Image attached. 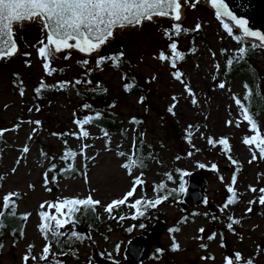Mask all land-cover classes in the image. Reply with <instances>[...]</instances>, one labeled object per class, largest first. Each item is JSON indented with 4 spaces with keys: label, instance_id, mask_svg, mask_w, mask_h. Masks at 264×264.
<instances>
[{
    "label": "rangeland",
    "instance_id": "1",
    "mask_svg": "<svg viewBox=\"0 0 264 264\" xmlns=\"http://www.w3.org/2000/svg\"><path fill=\"white\" fill-rule=\"evenodd\" d=\"M214 11L207 1L197 5L195 9L182 3V19L179 23L182 29L188 31L174 37L179 51L185 52L189 47L195 49L188 54L187 59L177 65L184 73L182 79L195 93V105L191 103L192 97L184 92L183 85L171 77L172 69L169 64L154 59L160 51L170 55V41L165 35V29L171 30L175 21L168 17H154V22H145L142 29L130 27L123 31L117 30L114 33L115 39L104 45L99 52V55H107L111 50L123 51L126 63L127 60L133 63L139 81L146 80L147 97L125 90L123 84L127 79L122 77H125L123 72L127 69L120 70L112 63L97 68L96 54L86 56L75 49L59 53L52 64L58 71L52 76H46L42 61L33 47L41 38L40 29L34 24L14 29L19 51L14 57L0 61V129H13L17 123L20 128L8 131L0 137V177H3L0 180V208L6 194L20 191L23 194L17 200V207L31 215L22 238L14 240L6 233L4 248L0 251V264H24L23 257L30 244L34 246L31 255L37 259H29L28 264H51L39 259V253L46 244L38 229L41 223L38 215L40 204L45 201L52 203L56 198L59 200L68 196L89 194L101 202L99 217L103 224L100 229L86 227L85 230H78V233L90 238L77 242L74 255H69L70 264H225V257L234 258L236 252H240L245 260L252 258L253 264H264V206L258 203V190L264 187V159L260 158L256 150L257 159L252 163L248 162L252 153L249 146L242 141L245 136L255 133L250 131L247 121H242L240 110L233 99L234 96L241 98L242 83L239 78L227 76L222 70L221 48L234 46L235 41L224 31L215 18ZM196 23L202 25L199 32L191 31ZM25 52H30L31 56L25 57ZM69 53L70 59L65 60L64 56ZM84 56L90 61L87 68L78 64V61L84 60ZM26 59L30 60V67L25 66ZM217 64L219 69L216 68ZM257 64L264 72V48L263 56L257 59ZM88 68L92 71L85 75ZM14 73H19V76H14ZM96 73L100 75L99 78L93 77ZM152 75L157 79L149 83ZM62 78L92 81L91 84L81 83L78 85L80 87L105 84L109 90L105 97L110 98L107 108L116 113L118 125L124 127L122 131L117 130L110 135L111 143L106 150L99 128L86 126L90 138L83 143L90 147L85 156H76L80 172L53 181L48 164L59 159L64 147L70 146L72 150L79 152L82 142L71 135L53 136L52 133L67 134L78 131L73 120L79 118L77 104L82 98L76 93L75 86H71L68 92L59 90L49 98L40 99L35 95L34 83L41 80L53 83ZM219 82L225 83V89L218 88ZM21 86L24 88L22 97L19 95ZM174 95L179 99L175 117L167 112ZM140 97H144L143 103H138ZM111 99H114L113 102ZM37 106L40 108L39 112L34 110ZM29 108H33V111L30 112ZM134 115L140 117L144 123L143 139L148 144L146 149L150 152L151 159L142 176L144 184L137 187L134 197L129 199V204L143 197L154 199L157 191H152V183L160 181L173 165L183 168L184 173H187L184 175L186 178L192 169L203 172L207 178V197L203 202L181 203L183 191L181 197L176 199L170 195L156 209H148L146 217L143 218L132 219L135 210L127 206H123V211L116 210L113 213L116 217L126 216L123 221L110 219L103 211V206L113 199L121 198L130 190L133 179L141 175L137 169L130 175L121 167L125 158L118 155L119 152L131 153L134 138L138 143L139 127L128 122ZM259 119V130L264 136V116ZM30 120L42 122L35 134H32V129L37 126L27 123ZM228 120L233 121L231 126L226 125ZM237 121H241L239 127L235 126ZM189 125L193 126L192 143L186 141L182 144L179 138L186 133ZM30 134L33 135L31 140L28 139ZM64 137L68 141L66 146L63 145ZM222 137L229 139V154L238 161V165L231 164L227 159L228 154L222 151V146L207 143L208 138L218 141ZM25 145L29 147V152L22 154L21 149ZM42 152L48 154L47 159L41 155ZM188 152L193 155L188 156ZM177 156L181 158L176 159ZM17 159H20L19 164L16 163ZM201 163L206 167L200 168L198 165ZM212 164L217 165V170L211 169ZM13 167L16 168L15 173L12 172ZM45 172H48L47 185ZM233 175H236L237 180L234 187L239 195L238 203L230 205L221 213L220 208L225 203L227 186L231 184ZM174 177L182 181L179 173H175ZM29 185L34 187L30 188ZM249 186L256 187L257 192L249 191ZM144 187L146 192H143ZM47 188L52 190L48 191ZM250 200H257V203L251 205L253 211L247 213ZM44 210L48 211L47 205ZM212 216L219 219L213 220ZM228 216L241 220L239 225H234L235 232L226 227L229 223ZM157 219L166 222V227L160 231L158 238L151 229ZM139 223L145 224V227L140 228ZM201 227L205 229L203 234L198 231ZM129 228L132 231H128ZM173 228L178 231L170 232ZM142 229L148 230L146 235L152 240L150 255L136 263L128 262L123 256L127 239L140 233ZM61 230H73V225L69 224L66 229ZM212 233L217 234L216 238L208 240L207 237ZM201 235L204 237L202 240L196 239ZM173 237L180 244L178 251L171 250ZM225 237L228 238L229 246L224 243ZM202 243L207 244V248H201ZM157 249H162L163 252L157 253ZM54 250L52 245V252ZM203 256H214L215 259L205 261L201 259Z\"/></svg>",
    "mask_w": 264,
    "mask_h": 264
},
{
    "label": "snow or ice",
    "instance_id": "2",
    "mask_svg": "<svg viewBox=\"0 0 264 264\" xmlns=\"http://www.w3.org/2000/svg\"><path fill=\"white\" fill-rule=\"evenodd\" d=\"M182 3L186 6H190L192 9H195L197 5L203 3V0H0V61L6 60L8 58L14 57L18 51L19 46L15 40L14 29L17 27H23L24 25L34 24L36 25L42 35L41 38L37 41V44L33 47L36 48L37 56L42 61V68L46 76H52L58 71L57 68L53 67V61L58 58V54L65 52L66 50L75 49L78 52L86 55L95 56V65L97 68H101L102 65H105L108 62H111L114 67H119L123 62L125 56L124 52L121 51L118 54H111L108 56H101L99 52L101 48L108 44L111 40L115 39L114 33L117 30L123 31L128 28H141L145 22L152 23L154 22V17H168L175 21L172 25V29H165V35L167 36L170 43L168 44V49L170 52L166 54L164 51H160L154 59L160 61L161 63L167 62L170 66V75L176 81H179L183 87L184 92L192 97L191 103L193 105L197 104L195 99V93L192 88L186 83L182 77L184 75L178 68V62L185 59V54L178 50V43L174 39L176 36H180L183 32L188 30L182 29V25L179 23L182 19L181 6ZM208 3L211 4V7L215 10V18L220 22L222 28L227 33L229 37H232L235 41L242 44L243 46L239 47L236 55L227 61L228 65H233L234 62L245 59L246 55L252 49L264 48V32L252 30L249 27V21L246 18L238 17L234 11L230 10L229 5L225 0H208ZM202 25L196 23L194 29L191 31L199 32ZM234 29L239 30V34L234 35ZM251 38V42H249ZM191 51H195L192 49ZM226 51V50H224ZM25 57H30V52H25L23 54ZM215 56V53L212 54ZM64 59H70V53L64 56ZM25 66L30 67V60L24 61ZM90 61L84 59L78 61V64L87 68ZM216 68L219 69V64L216 65ZM92 69L88 68L85 72V75L90 73ZM14 76H19L18 73H14ZM125 78L126 77H122ZM157 77L155 75L151 76V79L148 81L151 83L155 81ZM81 83L91 84L90 80H76L75 85ZM23 84V81H20V85ZM73 84L70 81H60L55 85H48L43 80H41L38 87L35 88V93L39 94L46 89L55 87L59 89H66ZM125 90L131 91L133 84H125ZM246 90V96L244 100L239 97H233L236 106L240 110V116L242 121H247L250 125V131L255 133L254 135L245 136L243 138V144L249 146L251 150V159L248 161L252 163L257 159L256 150L259 152L261 159H264V136L261 135L258 123L254 119V113L251 112L250 107L248 106V100L252 99L256 93L253 88H250L248 84L244 85ZM218 88L225 89V83L219 82ZM19 95L22 97L24 95V88L21 86L19 88ZM172 103L168 106L167 112L175 117V109L179 103V99L174 95L172 96ZM261 100H264V97H261ZM144 97H140L138 103H143ZM84 109H90L91 105L84 104L82 106ZM7 108V105H5ZM30 112L33 111V108L28 109ZM39 112L40 108L37 106L34 109ZM100 113L96 112L94 115H85L83 118H76L73 120L74 125L77 127L78 131L70 132L67 134L64 133H52L53 136H63L71 135L74 136L77 140L81 141V146L79 152L72 150L70 147H65L63 154L60 156L62 161L68 162L75 159L76 156H85L86 150L90 147L89 144L83 143L90 138V132L86 126L92 125L96 120L100 118ZM241 121L236 122V127L240 126ZM29 124H33L37 127L32 129V134H35L38 131V127L42 124L40 120L27 121ZM131 123L133 125L142 124V121L133 117ZM233 124L232 120L226 121V125L231 126ZM20 124L17 123L14 125L13 129H0V137H3L4 134L11 130H18ZM102 136L105 140V149L109 148L111 143V137L107 130H101ZM135 131V128L133 129ZM30 134L28 139L31 140L33 135ZM193 126L189 125L186 129V139L189 144L192 143L193 136ZM203 136V133H201ZM143 137L144 133L140 132L138 139L140 144L136 143V138L133 140L132 151L130 154L125 152H119L118 155L125 158V162L121 164V167L126 169L131 175L134 168H144L146 164L142 158V146H143ZM207 143L215 146L219 144L222 146V151L227 155V159L233 165H238V161L233 159L229 154L231 152V146L229 139L227 137H222L218 141L208 138ZM68 144L67 140L63 141V145ZM254 146V148H253ZM195 147V145H193ZM22 154H27L29 152V147L25 145L21 149ZM42 156L45 159L48 158V154L42 152ZM151 155V154H149ZM188 156H192V152L187 153ZM181 157L177 156L176 159ZM88 159H95L94 157H88ZM17 164L20 163V159H17ZM200 168L206 167L205 164L201 163L198 165ZM212 170H217V165H211ZM239 170V169H237ZM16 168L13 167L12 172L15 173ZM50 171H56V164L51 165ZM61 172H73L75 168L71 163H68L67 167L60 169ZM187 175V173H182ZM143 173L141 172L140 176H137L132 181V186L130 190L126 191L121 198L113 199L106 206H103V211L108 214L110 219H118L119 221L125 220L127 217L120 215L116 217L113 215L114 211L119 210L121 206H127L131 209H134V214L132 219H138L140 217H145L148 209H156L164 201L168 200L169 195L177 191L176 189L171 190L168 194L160 195L159 192L165 189L166 185L161 183L155 186L157 195L154 199L140 198L135 199L134 202L129 204V199L134 197L137 187L144 184L142 179ZM45 184L49 182L48 172L44 173ZM86 177V174H85ZM55 177H53L54 179ZM168 180L172 179V175L167 174ZM223 180V177H220ZM0 180H3V177H0ZM87 182V179L85 180ZM237 183L236 175H233L231 184L227 186V191L230 193L226 202L220 208V212H225L230 205H235L238 203V193L235 189ZM30 188L34 187L29 185ZM48 191H51V188H47ZM180 192H183L184 185L181 183L179 189ZM249 191L256 193L257 188L249 186ZM259 197L258 203L261 206H264V187L259 188ZM19 193L10 192L3 197V206L0 208V234H2L4 228L6 227L5 221L9 217H15L17 213L15 208L17 207L14 197L18 198ZM207 203V201H205ZM257 200L248 201L249 207L247 208V213H251L253 208L251 205L256 204ZM47 205L48 211H45V206ZM101 205L99 200L93 199L92 195L89 194L85 198L80 197H66L59 199L54 203H49L45 201L40 204V211L38 215L40 217L41 223L38 225L39 231L42 233L46 244L43 247L42 253L40 254L39 259L41 261H48L49 257H52L51 264H62V261L58 259L59 256H66L69 252L60 251L52 252V245L55 242L56 244H61L64 239H71L75 241H83L87 238L85 234L78 233L75 230V225L78 222L79 215L85 212L95 213L96 207ZM55 209V214H52L51 210ZM31 213H25L20 215L22 221H26ZM207 215V213H205ZM213 220L219 219L217 216H212ZM187 218H185V221ZM229 223L226 227L235 232L234 225H239L241 220L239 218H234L228 216ZM73 225V230L71 231H61V229H66L67 225ZM140 228H144L145 224L141 223ZM128 231H132V228H129ZM178 229H170V232H176ZM199 233H205L203 227L198 229ZM216 233H212L207 237L208 240H214L216 238ZM204 237L198 236L196 239L202 240ZM243 239V237H241ZM221 246L223 247V237L221 236ZM33 245L28 246V252L23 257L24 264H28L29 259L36 261L37 257L31 255ZM201 248H207V244H201ZM4 248V244L0 243V250ZM180 249V244L175 241L173 237V243L171 246L172 251H178ZM259 246L257 252H259ZM162 249H157V253H162ZM202 260H214V256H203ZM225 264H253V259L249 258L245 260L243 255L240 252L234 253V258L232 256L225 257Z\"/></svg>",
    "mask_w": 264,
    "mask_h": 264
},
{
    "label": "trees",
    "instance_id": "3",
    "mask_svg": "<svg viewBox=\"0 0 264 264\" xmlns=\"http://www.w3.org/2000/svg\"><path fill=\"white\" fill-rule=\"evenodd\" d=\"M235 34H239V30L238 29H234V35ZM249 42H251V38H249ZM241 46H243V45L238 43L237 41H235V45L234 46L230 45V46H228V48H226V47H222L221 48V50H222V70H223L225 75L237 77V78H239L241 80L242 87H243V91H242V94H241V99L242 100H244V98L246 96V90H245V87H244L245 84H248L250 88H253L255 90L256 95L252 99H249L247 103H248V106L251 109V112L254 113V119L257 121L258 127H259V125H260L259 124L260 123V119L259 118H260V116H264V100H261V97H264V84H263L264 72L258 66L257 59H260L263 56V48L252 49L246 55L245 59L240 60L238 62H234L233 65H228L227 61L229 59H232L236 55L238 48L241 47ZM191 50H192L191 47L187 48L185 50V52L183 50H181V52H183L185 54V59H187V56L191 52ZM224 50H226V51H224ZM119 52L120 51L116 52V51L111 50V51L108 52L107 55L106 54H102L101 56H108V55H111V54H118ZM85 58H86V56H84V59ZM127 61L128 62L126 63V57H124L123 58V62L119 65V67H117L118 69L124 70V71H125V69H127L125 72H123V73H125L124 75H125V77L127 79L126 83H124L123 86H125V84H127V83H132L133 87H132L130 92H134V93H137V94H143L144 97L145 96L147 97L148 84H146V80L139 81L138 74L135 72V70L133 68V63H131L129 60H127ZM106 64H111V62H108ZM60 81H70V82H73V84H70V86L68 88H66V89H59V88L52 87V88L43 90L39 94V96L35 93L36 97L40 98V99L49 98L51 95H54L59 90H62L64 92H66V91L68 92L71 86H75L76 93L78 94V96L80 98H82V100L77 104L78 109H79V118H83L85 115H94L96 112H99L101 114L100 118L98 120H96L90 126H96L97 128H99L101 133H102V131H101L102 129L103 130H107L110 135L112 133H114L115 131H117V130L122 131V128L124 126L123 125H118L119 121H117V119L115 117L116 113H114L113 111L109 110L107 108V103H105V99H106L105 96H106V94L109 91L105 84L102 83V84H98V85L95 84L93 86H88V87H80V86L74 84L75 80H69V78H62L61 80H58L57 82H53V83H47V82H45V83L48 84V85H55V84H57ZM40 82H35L34 83V90H35L36 87L39 86ZM99 98H104V100H100ZM111 100L113 102L114 99H111ZM84 104L91 105V108L90 109H84L82 107ZM133 117H135L136 119L142 121L140 117L134 115V116H131L129 118L128 122H131ZM137 126L139 127V131L137 133V140H138L137 144L139 145L140 141L138 139V136H139L140 132L144 131V123L142 122V124H139ZM260 133L263 136V133L261 131H260ZM124 134H125V132H124ZM62 139L64 141V140H66V137H64ZM179 139H180L179 142H181L182 144H183V142L185 143L187 141L186 133H184L182 135V137H180ZM147 145L148 144H146L145 140L143 139V146H142L141 152H142V158L144 160V163L146 164V167H144V168H139V167L134 168V170L137 169L140 173L142 172L143 174L147 170L148 162L151 159V155H149L150 152H148L147 149H146ZM67 147H70V146H67ZM182 147H183V145H182ZM185 148H186V145H185ZM64 149H65V147L63 148V152H64ZM63 152L59 155V159L58 160L52 161V162H50L48 164V167H49L48 170H49V173H50V178L53 181H55L58 178H62L64 176H70V175H72L74 173L80 172L79 165H78L76 157H75V159L70 160L68 162L62 161L60 159V156L63 154ZM53 163L56 164V171L55 172L50 171L51 165ZM68 163H71L73 165V167L75 168V171H73V172H61L60 169L67 167ZM84 167L85 168L87 167V163L84 164ZM169 173L172 175V179L171 180H168V178H167V174H169ZM175 173H179L180 176H181V174L184 173V169L180 168L177 165H173L168 171H166L164 173L163 178L160 179V181H158V182L154 181L152 183V187H151L152 191L155 190V186L156 185H159V184L163 183V184L166 185V187H165V189H163V190H161L159 192L161 195L168 194L169 192H171V190L176 189L177 191L173 192L171 194V196L175 197L176 199L181 197V193L182 192H180L178 189H179L181 183H183V185L185 186L187 178L183 175L182 176V181L180 182V181H178L177 178L174 177ZM53 177H55V178L53 179ZM172 184H175V185H172ZM146 191H147V189L144 187L143 188V192H146ZM15 193H19L20 194L19 197L22 196V194H23L20 191H16ZM229 195H230V193H228L225 196L224 202H226V200H227ZM68 197L85 198L87 196H68ZM18 198L14 197L16 205H17ZM238 198H239V195H238ZM56 201H58L57 198L52 200V203H54ZM123 210H124V207L121 206V208L119 210H117V212H121ZM54 211H55V209L51 210L52 214H53ZM15 212L17 213V215L15 217H9L5 221L6 227L4 228L2 234H0V243L4 244V241H5V238H6V233L9 234L14 240H18V239L23 237L24 231H25L26 226L28 224L29 217H28V219L26 221H22L20 219V215L21 214H25V213H29V212L21 211V210L18 209V207L15 208ZM99 212H100V208H99V206H97L96 210H95V213L85 212L83 214H78L79 215V219H78V222L75 225V228H77V226L82 225V226L89 227V229H100L103 223H102V220L99 217V215H100ZM177 228H179V225H178ZM75 230L78 232V229H75ZM77 242L78 241L71 240V239H64L63 242L61 244H59V245L56 244L55 242L53 243L54 248H55L54 252H60V251L69 252V254L64 256V257H61V256L58 257V259L60 261H62V264H70L69 259L71 257H69V255L70 254L74 255V252L76 250ZM41 253H39V256H40ZM51 261H52V257L50 256L49 260L46 261V262H51Z\"/></svg>",
    "mask_w": 264,
    "mask_h": 264
},
{
    "label": "water",
    "instance_id": "4",
    "mask_svg": "<svg viewBox=\"0 0 264 264\" xmlns=\"http://www.w3.org/2000/svg\"><path fill=\"white\" fill-rule=\"evenodd\" d=\"M230 10L238 17L246 18L252 30L264 32V0H225ZM93 77H100L97 73ZM104 100V98H99ZM110 98L106 97L105 103H109ZM207 178L200 170L192 169L188 173L185 190L182 194L181 203H199L206 199ZM165 228V221L157 220L152 225V231L156 237ZM79 231L85 230V226H78ZM88 233V231H87ZM148 230H143L131 236L125 245L124 253L129 262H138L146 258L152 245V240L147 237ZM224 243L229 246L228 238H224Z\"/></svg>",
    "mask_w": 264,
    "mask_h": 264
},
{
    "label": "flooded vegetation",
    "instance_id": "5",
    "mask_svg": "<svg viewBox=\"0 0 264 264\" xmlns=\"http://www.w3.org/2000/svg\"><path fill=\"white\" fill-rule=\"evenodd\" d=\"M147 213H148V211H147ZM147 213H146V215H147ZM145 217H146V216H145ZM141 218H143V217H141ZM157 220H161V219H157ZM157 220H155V221H157ZM155 221H154V222H155ZM163 221H165V220H163ZM140 224H141V223H139V225H140ZM153 224H154V223H153ZM165 227H166V222H165ZM164 229H165V228H164ZM143 230H147V229H142L141 232H142ZM128 239H129V238H128ZM128 239H127V240H128ZM152 245H153V244H152ZM152 245H151V248H152ZM151 248L149 249V254H148V256L150 255V250H151ZM124 249H125V247H124ZM123 256L126 257V256H125V253H124V250H123ZM146 257H147V256H146ZM143 259H144V258H143ZM143 259H142V260H143ZM126 260H127V259H126ZM127 261H128V260H127ZM140 261H141V260H140ZM128 262H129V261H128ZM138 262H139V261H138ZM131 263H136V262H131Z\"/></svg>",
    "mask_w": 264,
    "mask_h": 264
},
{
    "label": "bare ground",
    "instance_id": "6",
    "mask_svg": "<svg viewBox=\"0 0 264 264\" xmlns=\"http://www.w3.org/2000/svg\"><path fill=\"white\" fill-rule=\"evenodd\" d=\"M207 0H203V2H206Z\"/></svg>",
    "mask_w": 264,
    "mask_h": 264
}]
</instances>
